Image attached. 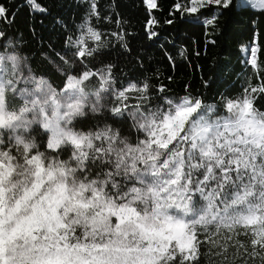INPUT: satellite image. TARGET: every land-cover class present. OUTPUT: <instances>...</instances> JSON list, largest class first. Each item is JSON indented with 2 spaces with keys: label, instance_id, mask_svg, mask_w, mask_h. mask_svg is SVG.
Segmentation results:
<instances>
[{
  "label": "snow or ice",
  "instance_id": "1",
  "mask_svg": "<svg viewBox=\"0 0 264 264\" xmlns=\"http://www.w3.org/2000/svg\"><path fill=\"white\" fill-rule=\"evenodd\" d=\"M251 6L264 12V0ZM8 19L0 6V22ZM100 41L88 27L74 42L76 74L60 57L70 67L60 69L59 88L0 52V264H196L203 243L237 227L264 249V112L253 95L264 85L228 100L227 115L190 95L150 105L147 84L114 90L111 65L87 67ZM93 78L99 86L90 91ZM102 94L117 103L108 107ZM105 109L119 119L92 124L90 114Z\"/></svg>",
  "mask_w": 264,
  "mask_h": 264
},
{
  "label": "trees",
  "instance_id": "2",
  "mask_svg": "<svg viewBox=\"0 0 264 264\" xmlns=\"http://www.w3.org/2000/svg\"><path fill=\"white\" fill-rule=\"evenodd\" d=\"M189 1L155 0L156 7L150 9L146 0H37L46 11H35L28 0H0L9 13V19L0 22L5 33L0 52L17 55L33 74L59 88L65 79L60 69L70 67L60 57L74 62L71 72L76 74L80 63L73 55L74 42L91 27L101 35L100 50L85 64L92 70L111 65L114 90L147 84V104L190 95L224 115L228 100L264 85V12L238 6L237 0L227 8L213 4L195 13L176 11L175 5L188 7ZM89 44L96 47L93 41ZM249 48H258L257 67L246 60ZM88 83L90 91L99 86L96 78ZM129 95L128 103H136L138 94ZM253 95L254 106L264 112V93ZM102 103L111 107L117 101L113 97ZM117 119L107 109L90 114L92 124ZM114 126L128 134V125ZM213 238L215 243L201 245L196 264H264V249L253 248L245 229H221Z\"/></svg>",
  "mask_w": 264,
  "mask_h": 264
},
{
  "label": "rangeland",
  "instance_id": "3",
  "mask_svg": "<svg viewBox=\"0 0 264 264\" xmlns=\"http://www.w3.org/2000/svg\"><path fill=\"white\" fill-rule=\"evenodd\" d=\"M252 3H253V0H237V5H238V6H250V7H252V6H251ZM146 5H147V3H146ZM188 7H191V3H190V1H189V4H188ZM147 8H149V7L147 6ZM199 8H200V7H199ZM252 8H253V7H252ZM152 9H153V8H152ZM257 10H258V9H257ZM251 49H253V48H251ZM251 49L249 50V51H250V54L248 55V57H249V58H248V63H249V64H251ZM18 58H19V57H18ZM20 60H21V59H20ZM21 61H22V60H21ZM251 65H252V64H251ZM112 87H113V86H112ZM113 89H114V88H113ZM250 91H251V90H250ZM250 91H249V92H250ZM244 94H246V93L244 92ZM244 94H243V95H244ZM102 95H104V96L106 97V99H107V98H113V97H115L114 94L111 95V96H109L108 94H102ZM243 95H242V96H243ZM242 96H240V97H242ZM240 97H239V98H240ZM104 100H105V99H104ZM104 100H103V101H104ZM103 101H102V102H103ZM211 107L215 108L214 106H211ZM215 109H216V108H215ZM224 115H227V112H226V111H225V114H224Z\"/></svg>",
  "mask_w": 264,
  "mask_h": 264
},
{
  "label": "built area",
  "instance_id": "4",
  "mask_svg": "<svg viewBox=\"0 0 264 264\" xmlns=\"http://www.w3.org/2000/svg\"><path fill=\"white\" fill-rule=\"evenodd\" d=\"M250 49H251V48H249L248 50H250ZM248 50L243 49V51H244L245 53L248 52ZM248 58H249V57H247V59H246L247 61H248ZM250 65H251V64H250Z\"/></svg>",
  "mask_w": 264,
  "mask_h": 264
}]
</instances>
